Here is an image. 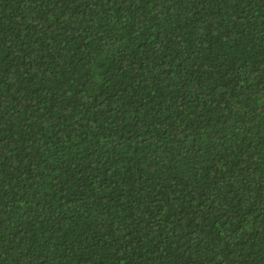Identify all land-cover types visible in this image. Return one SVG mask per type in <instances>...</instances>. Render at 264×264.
<instances>
[{
	"label": "trees",
	"instance_id": "trees-1",
	"mask_svg": "<svg viewBox=\"0 0 264 264\" xmlns=\"http://www.w3.org/2000/svg\"><path fill=\"white\" fill-rule=\"evenodd\" d=\"M0 264H264V0H0Z\"/></svg>",
	"mask_w": 264,
	"mask_h": 264
}]
</instances>
